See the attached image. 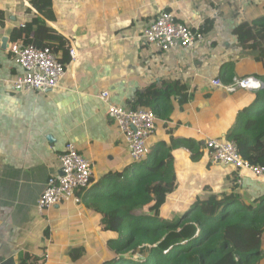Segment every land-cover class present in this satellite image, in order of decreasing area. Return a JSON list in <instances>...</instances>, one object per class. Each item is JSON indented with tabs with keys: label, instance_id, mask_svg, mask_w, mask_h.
Listing matches in <instances>:
<instances>
[{
	"label": "crops",
	"instance_id": "crops-1",
	"mask_svg": "<svg viewBox=\"0 0 264 264\" xmlns=\"http://www.w3.org/2000/svg\"><path fill=\"white\" fill-rule=\"evenodd\" d=\"M51 2L53 18L46 21L67 40L70 61L59 86L38 93L13 89L10 80L23 69L9 49L17 42L13 30L26 23L29 11H38L31 0H0V264H20L24 252L43 264H100L109 258L110 235L102 232L101 215L86 198L103 191L108 173L134 162L117 123L107 115L109 104L135 109L138 94L148 89L186 87L187 101L172 94L150 107L159 114L148 144L151 151L160 143L169 146L178 183L162 207L161 216L169 222L198 197L230 190L237 175L210 160L206 141L227 140L238 114L253 106L255 91L229 93L211 81L222 79L231 63L234 77L253 75L264 84V46L245 49L234 34L240 23L251 28L264 16V0ZM162 11L199 28L204 40L193 48L169 50L147 43L144 30ZM104 91L110 93L106 100L100 97ZM184 140L193 141L195 149ZM67 142L91 160V185L79 193L81 202H62L40 213L37 201L49 177L59 172L58 157ZM239 183L244 204L264 196V178L244 171ZM261 247L264 264V232Z\"/></svg>",
	"mask_w": 264,
	"mask_h": 264
},
{
	"label": "trees",
	"instance_id": "trees-1",
	"mask_svg": "<svg viewBox=\"0 0 264 264\" xmlns=\"http://www.w3.org/2000/svg\"><path fill=\"white\" fill-rule=\"evenodd\" d=\"M31 2L38 14L29 11L30 18L13 30L12 40L49 47L67 66L70 61L68 42L46 21L53 18L51 0ZM234 34L245 49H261L264 16L253 21L251 28L249 22L240 23ZM262 54L264 56L263 51ZM226 67L222 80L230 83L235 73L231 63ZM185 90V86L172 85L158 93L148 89L138 94L135 109H150L172 94L181 96V101L185 102L189 98ZM254 99L253 106L238 114L226 139L236 141L250 163L264 166V86L255 90ZM180 142L192 149L196 147L193 141ZM169 149L166 143H160L142 160L108 173L104 185L101 181L102 192L87 195L90 207L101 215L102 232L110 235L109 258L100 264H260L264 196L254 200L253 205L244 204L236 174L230 190L198 197L177 221L163 219L162 207L178 186ZM197 156L198 152L194 158ZM177 230H181L185 242L171 239V233ZM128 254L137 256L138 260L128 258ZM19 263L43 264L28 252L20 254Z\"/></svg>",
	"mask_w": 264,
	"mask_h": 264
},
{
	"label": "built area",
	"instance_id": "built-area-1",
	"mask_svg": "<svg viewBox=\"0 0 264 264\" xmlns=\"http://www.w3.org/2000/svg\"><path fill=\"white\" fill-rule=\"evenodd\" d=\"M143 37L147 43L162 50H169L178 47L193 48L204 40V33L199 28L181 23L172 12L162 11L144 30ZM9 49L14 55L15 63L23 69V74L10 80L15 91L45 93L59 86L66 73V67L49 47L14 42ZM70 54L73 59L77 56L74 48ZM211 82L214 87L229 93L238 89L255 91L264 86L262 80L253 75L234 77L230 83L219 78ZM109 95V91H104L100 97L106 100ZM107 115L117 123L134 161L142 160L151 152L148 141L156 130L157 114L154 110L130 109L109 104ZM206 148L213 163L236 170L238 182L241 181L244 171L264 178V166L253 165L245 159L236 141L210 137L206 141ZM58 160L59 172L49 177L46 188L37 201L40 213H45L53 205L62 202H81L79 193L86 191L91 185L92 162L78 151L75 143L67 142Z\"/></svg>",
	"mask_w": 264,
	"mask_h": 264
},
{
	"label": "rangeland",
	"instance_id": "rangeland-1",
	"mask_svg": "<svg viewBox=\"0 0 264 264\" xmlns=\"http://www.w3.org/2000/svg\"><path fill=\"white\" fill-rule=\"evenodd\" d=\"M181 217H182V215L177 214V215H175L172 218V221H177ZM182 234L183 233L181 232V230L180 231L177 230L176 232L171 233V236L170 237H171L172 240H175V241H178V242H185L186 241V238H184L182 236ZM127 257L128 258H131L132 257V259L138 260V257L137 256H131V255L128 254Z\"/></svg>",
	"mask_w": 264,
	"mask_h": 264
},
{
	"label": "water",
	"instance_id": "water-1",
	"mask_svg": "<svg viewBox=\"0 0 264 264\" xmlns=\"http://www.w3.org/2000/svg\"><path fill=\"white\" fill-rule=\"evenodd\" d=\"M3 42H6V41H3Z\"/></svg>",
	"mask_w": 264,
	"mask_h": 264
}]
</instances>
